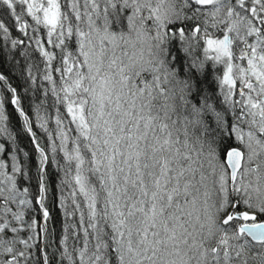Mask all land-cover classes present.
<instances>
[{"label":"snow or ice","instance_id":"6c2138e0","mask_svg":"<svg viewBox=\"0 0 264 264\" xmlns=\"http://www.w3.org/2000/svg\"><path fill=\"white\" fill-rule=\"evenodd\" d=\"M0 6V59L48 140L0 72V264H264V0ZM9 103L38 153L35 191Z\"/></svg>","mask_w":264,"mask_h":264},{"label":"trees","instance_id":"16d2710c","mask_svg":"<svg viewBox=\"0 0 264 264\" xmlns=\"http://www.w3.org/2000/svg\"><path fill=\"white\" fill-rule=\"evenodd\" d=\"M2 7V6H0ZM6 20L8 19L7 16L4 17ZM30 20V18H29ZM40 36L42 40H46V29L43 28V26H39ZM29 32H31V29H29ZM18 35H22L18 33L17 31H12L11 38H16ZM27 43V38H25ZM4 45V41L2 38V34H0V46ZM34 45L30 46L28 51L31 52ZM49 50H51L50 46ZM7 48H10V41L7 43ZM23 50V49H21ZM15 52L16 50H12ZM37 59H39V54L36 53ZM17 59H22L17 54ZM15 61L12 60L10 57H5L0 59V72L4 73L6 77L8 78V84H10L13 87L18 88V94L21 100V105L25 109L26 113L29 114L30 118L34 122V128L33 131L36 133V136L38 140L41 143V146H46L48 143L47 140V134L44 131V129H41L39 127L40 121L36 120V114H35V104L39 103V100L36 99L35 94L31 90L26 91V87L24 85V78L20 75V69L19 66H14ZM41 67L43 65L41 64ZM212 76L210 74L209 79L211 80ZM214 86V85H213ZM0 96L7 97L10 100V96H8L7 91V85H5L4 88H0ZM6 114L9 116L10 119V126L9 131L13 133L15 136V145L23 150V152H27L29 155L28 157H24L21 153L20 159L22 161H28L31 165V175L33 179L31 181H23L21 183V187L27 186L29 183L32 185L33 191H35L37 179H36V170H37V163H38V153L35 151L34 144L32 142L31 137L24 131L23 128V118L19 117V114L15 111V106L11 105L10 103L6 105ZM42 115L45 116L46 119H48L47 127L49 131H54L56 128L54 117L56 115L55 109H49L48 111L41 112ZM0 142H6L9 146L12 145V141L8 140L6 136H0ZM4 154L0 153V157H2ZM51 155V153H49ZM48 172H49V185H50V196L48 205L51 209V215L56 220V223L52 225L56 228L57 233H59L60 229V221L63 220V209L58 206V202L53 203L55 200V197L58 195L57 192V186L60 183L61 178L63 177V173L59 172L54 165H48Z\"/></svg>","mask_w":264,"mask_h":264}]
</instances>
